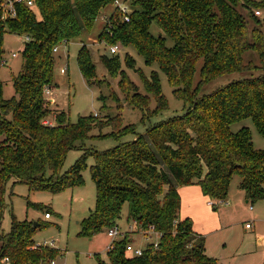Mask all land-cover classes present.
Masks as SVG:
<instances>
[{
  "label": "trees",
  "instance_id": "1",
  "mask_svg": "<svg viewBox=\"0 0 264 264\" xmlns=\"http://www.w3.org/2000/svg\"><path fill=\"white\" fill-rule=\"evenodd\" d=\"M114 1L35 0L34 8L18 4L16 18L0 20V68L5 33L30 37L22 51V68L13 76L10 98L3 96L0 79V221L10 180L58 193L84 182L82 172L92 154L96 202L81 223V234L91 238L119 226L125 203L128 221L136 223L137 231L152 227L159 233L158 247L148 243L141 255L127 252L132 242L127 233L107 250V261L96 254L99 264H218L205 252L204 238L194 231L192 219L181 218L179 187L198 184L211 199L225 201L237 174L250 201L264 199V151L254 147L248 127L231 129L235 122L250 117L264 136V72L199 96L203 84L217 77L260 69L253 62L246 63L243 54L254 49L264 56V33L259 26L264 0H131L130 20L119 19L103 29L100 37L110 45L133 46L147 64L157 63L175 94L189 104L184 114L158 122L144 133H137L134 125H124L120 113L81 115L71 122L64 110L55 111L49 105L44 93L55 86L54 47L90 31L101 10ZM239 6L247 7L258 23L251 37ZM153 23L160 28L158 35L151 31ZM167 38L173 46L167 45ZM102 58L112 75H120V88L133 107L149 109L151 96L156 110L168 107L155 74L147 79L140 73L146 92L129 77L123 66L134 68L129 54L124 60L116 54ZM200 60L199 80L194 84ZM78 63L88 82L95 83V65L85 44ZM54 112L53 124H46ZM106 126L112 128L107 135L117 140L128 134L134 138L104 151L86 149L62 174L69 150L84 144L94 128ZM34 224L12 214L10 231L0 230V264H47L58 256L57 248L36 246L34 236L41 224Z\"/></svg>",
  "mask_w": 264,
  "mask_h": 264
},
{
  "label": "rangeland",
  "instance_id": "2",
  "mask_svg": "<svg viewBox=\"0 0 264 264\" xmlns=\"http://www.w3.org/2000/svg\"><path fill=\"white\" fill-rule=\"evenodd\" d=\"M128 2L131 4V0ZM239 9L248 23V31L251 37L252 29L258 23L256 24L251 11L247 7L239 6ZM129 11L131 12V6ZM35 12L39 17V12L37 10ZM113 15L114 17H112ZM111 17L112 19H110ZM119 19L120 15L116 6L113 3L109 4L101 10L94 27L90 31H84L80 36L71 39L68 45H61L60 51L53 54L55 57V86L53 87V94L50 96L53 98H50L51 101L49 100L48 103L55 111L64 110L71 122H76L81 115L98 114L99 117H113L120 113L124 125H134L137 133H144L147 128L158 122L184 114L189 104L175 94L174 86L169 82L166 74L157 63L147 64L144 57L133 46H121V52L116 55H120L121 59L124 60L126 54H129L134 61V68L126 67L123 64L129 77L138 85L141 92H146L140 73L147 79H151L152 75L155 74L160 80L168 107L163 110H156V101L153 96L150 97L149 109L145 111L133 107L128 102L126 94L120 88V75H112L102 58L103 56L111 58L113 54L110 52V44L102 39L100 35L110 22L119 21ZM260 19L259 26L264 33V10ZM151 31L153 34L158 35L160 28L156 23H153ZM25 41V35L9 31L5 33L3 57L7 60V63L0 68V79L3 82L2 89L5 98H10L14 94L13 76L17 75L22 68V51ZM166 43L169 47L173 46V41L170 38H167ZM84 44L95 65V83H89L79 67L78 54ZM13 52H16L17 56L13 57ZM243 59L246 63L253 62L260 69L234 72L217 77L203 84L199 96L209 94L232 81L253 78L264 72V56H261L258 51L254 49L246 50ZM201 65L202 61L200 60L194 73V84L198 83ZM62 66L66 67V73L61 72L60 68ZM154 110L156 111L154 112ZM55 113H52L49 117L52 122H54ZM242 127H248L251 130L254 147L257 150L264 151V136L259 133L253 120L249 117L231 125L233 131H238ZM111 131L112 128L109 126L102 129L94 128L84 144L80 145L78 143L75 148L69 150L61 169L62 174L66 173L76 161L84 156L86 149L104 151L113 148L122 141L134 138L133 134H128L117 140L113 136L107 135ZM101 134L102 136H99ZM86 162L87 167L82 172L84 182L58 193L37 190L26 183H14L13 180H10L6 186L5 208L0 221L1 232L7 233L10 231L12 214H14L19 221L33 220L40 222L41 227L37 228L34 239L37 243L54 241L55 247L58 249V256L54 258H56L58 264H99L96 254H100L101 259L107 261L105 242L109 240L110 243L112 238L108 236L106 230L96 234L94 239L81 234V223L90 216L96 202V186L90 171V167L94 163V156L89 154ZM236 181L239 187L240 178L237 174L232 177L230 187H233ZM28 202L38 204L42 208L30 206ZM227 203L228 201L221 203L218 208L228 205ZM250 203H253L254 209L257 210V205L264 203V199L257 202L250 201ZM250 203L244 204L247 210L242 206L239 208L237 215L234 214L233 216L235 221L233 232L237 240L242 236V227L245 225V220H250L249 214L253 212L248 208ZM48 209L52 212L51 218L45 217V212ZM119 225L123 230L136 228L132 221H128V203L123 206ZM203 236L205 235L203 234ZM228 236L229 232L227 230L213 236V243L208 252H216L217 255L213 256L216 259L215 256H218V264H229V253L215 247L224 242ZM135 240L140 246L145 247L148 243L157 242L158 237L153 234L152 238H146L139 233L135 236Z\"/></svg>",
  "mask_w": 264,
  "mask_h": 264
},
{
  "label": "crops",
  "instance_id": "3",
  "mask_svg": "<svg viewBox=\"0 0 264 264\" xmlns=\"http://www.w3.org/2000/svg\"><path fill=\"white\" fill-rule=\"evenodd\" d=\"M179 193L181 196L180 216L181 218L192 219L194 231L201 236L203 234L206 236H203L205 252L209 256L217 255L214 251H212L213 253L208 252L213 243V236L227 230L229 232L228 238L215 247L229 253V264H264V203L258 204L257 210H255L253 203H250L247 198L245 190L241 189L240 185L238 187L237 181L233 187H230V194H228L227 199L225 201H215L216 204L214 205H211V201L214 199L205 195L198 184L180 186ZM227 201L228 205L218 208L221 203ZM244 201L253 206V209L248 206L249 210L253 212L249 214L250 220H245V225L242 227V236L237 240L233 232V223L235 222L233 216L234 214L237 215L239 208L242 206L247 210ZM132 222L136 225L134 221ZM247 223H251L252 226L247 228ZM119 227L121 228L120 225ZM130 230H137V226L134 229L130 228L123 231L130 233L131 241L135 246L139 245L135 240V236L139 232L134 231L132 233ZM95 236L91 239H94ZM109 244V240L105 242L106 250H108ZM215 257L218 259V256Z\"/></svg>",
  "mask_w": 264,
  "mask_h": 264
},
{
  "label": "built area",
  "instance_id": "4",
  "mask_svg": "<svg viewBox=\"0 0 264 264\" xmlns=\"http://www.w3.org/2000/svg\"><path fill=\"white\" fill-rule=\"evenodd\" d=\"M18 4H26L29 7L34 8L35 6V0H2L0 1V20L1 21H6L8 19H12V18H16L17 14H18V9L17 6ZM116 8L117 11L120 15V20L121 21H129L130 20V5L128 0H115L113 3ZM256 14H259V11H256ZM25 40H30L29 36H25ZM69 40L68 39H63L58 45H56L53 49L54 54L58 53L60 51V46L61 45H68ZM122 48L121 45L116 43V44H112L110 45V52L111 54L115 55V54H119L121 52ZM12 56L15 57L17 56L16 52L12 53ZM7 60L3 57L2 60V65L6 64ZM62 73H66L67 69L65 66H62L60 68ZM45 93V97L48 98V100L51 101L50 96L53 94V88L52 87H47L44 90ZM51 98V99H50ZM46 124H53V122L48 118L45 120ZM216 204L215 200L211 201V205ZM250 209H253L252 205H249ZM45 217L46 218H50L51 215L49 213H45ZM252 226L251 223H247L246 227L250 228ZM132 229V228H131ZM137 230H130V232H134ZM108 236H110L112 238V241L110 242L109 246H108V250H110L111 248L114 247V242L117 239L123 238L125 237V235L129 232H124L119 226H113L110 227L106 230ZM140 234L144 235L146 238H152V235H156L158 237V241L157 242H153L154 247H158V243H159V233L155 232L154 229L152 227H150L148 230H140L138 231ZM36 246H43V247H55L54 241H44V242H39L36 244ZM126 250L129 254L131 255H141L144 251V247L137 245L135 246L132 242L128 243L126 246ZM4 262L9 261L8 258H4L3 260ZM47 264H58L56 261V258H52L50 259Z\"/></svg>",
  "mask_w": 264,
  "mask_h": 264
},
{
  "label": "water",
  "instance_id": "5",
  "mask_svg": "<svg viewBox=\"0 0 264 264\" xmlns=\"http://www.w3.org/2000/svg\"><path fill=\"white\" fill-rule=\"evenodd\" d=\"M34 225H36V226H37V225H38V222H36V221H35V224H34ZM201 244H202V243H201Z\"/></svg>",
  "mask_w": 264,
  "mask_h": 264
}]
</instances>
